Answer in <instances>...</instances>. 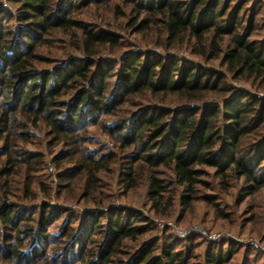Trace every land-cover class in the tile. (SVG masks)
Instances as JSON below:
<instances>
[{"label":"trees","instance_id":"16d2710c","mask_svg":"<svg viewBox=\"0 0 264 264\" xmlns=\"http://www.w3.org/2000/svg\"><path fill=\"white\" fill-rule=\"evenodd\" d=\"M92 4L114 5L118 15L128 9L135 33L152 32L146 44L188 51L208 66L144 51L105 63L101 55L116 54L120 35L73 17ZM261 9L260 0H0V264H200L196 236L153 237L134 253L125 250L152 223L108 206L102 174L116 167L125 192L144 182L158 214L168 186L181 187L188 195L180 204L191 207L210 169L227 189L242 182L245 196L264 189V98L257 94L264 91V34L253 38ZM59 32L81 55L43 56L41 48ZM215 61L221 71L212 68ZM229 78L256 93L235 92ZM139 105L131 114L129 107ZM91 128L112 149L91 148ZM37 131L63 148L50 162L58 197L95 207L79 232L69 216L61 231L48 233L57 208L33 205L32 174L47 162L26 148ZM165 170L168 186L159 178ZM21 174L24 198L12 202L13 177ZM236 250L234 241L212 244L203 263L228 264Z\"/></svg>","mask_w":264,"mask_h":264},{"label":"rangeland","instance_id":"374dc122","mask_svg":"<svg viewBox=\"0 0 264 264\" xmlns=\"http://www.w3.org/2000/svg\"><path fill=\"white\" fill-rule=\"evenodd\" d=\"M260 1L264 6V0ZM122 12L124 14L118 15L114 5L105 6L95 4L73 11V17L75 19L82 20L93 27L109 28L120 35L122 45L119 50H116V54L105 51L101 55L100 58L105 63H114L121 60L125 55L144 51L163 57L174 56L187 59L198 65H207L199 57L191 55L188 51L172 50L166 52L154 44H146L145 37L148 34L152 35V32H145V35L144 33H135L134 29L129 26L130 16L128 9L123 7ZM257 24L259 26V33L258 36L254 35L253 38L262 37L264 34L263 28L261 27L264 24V9H261L257 17ZM74 48V40L68 37V35L59 32L48 39V42L41 48V52L46 58H65L70 54L81 55V53L74 51ZM214 67H217L221 71V68L217 65V61L212 65V68ZM229 82L235 92L246 91L256 93V90L248 82L241 80L232 81L230 78ZM257 94L264 98V91L260 90ZM144 105L142 103V106ZM140 108V105L132 106L129 107V110L131 114H135L139 112ZM90 132V135L97 139L95 140L96 144L91 145V148H101V145H106L112 149L110 139L101 130L91 128ZM36 133L38 136L32 139V143H29L26 148L32 152L40 151L44 153L47 162L40 169L36 168V172L32 174V188L36 193L33 205L37 206L48 203L57 208L59 220L48 229V233L61 231L69 216L74 218L72 225L79 232L84 226L83 222L86 218V212L94 210L95 207L93 204L85 202L86 200L84 199L81 200V204H76L75 202H65L63 197H58L57 190H55V183L57 182L55 176L56 170L54 166L50 165V162L56 154L62 152L63 148L54 146L49 137L44 133H39L38 131ZM115 168L112 167L113 171L110 173L102 174V192L111 198V202L107 203V205L137 211L142 217L147 218L153 227V230L148 232L141 241H127V248L125 250L134 253L143 242L153 237L187 239L180 238L176 234L174 228H178L183 230V232H190L191 234L187 237L196 236L195 238L197 239L195 242L198 244L196 252L200 255L197 262H200V264H204L203 255L212 244L223 243L224 245L225 241L236 242L237 248L233 259L228 264H264V189L254 195L245 196L242 189V182L230 181V187L227 189V186L222 183L221 179L215 177L213 170L210 169L208 171L209 174L201 179L206 184L198 185L196 196L191 197L194 198L192 199L191 207L185 209L180 204V197L187 193L183 192L179 186H168L170 184L168 175L171 172L165 170L167 172L166 175H159V178L165 180L168 186V192L159 205L161 213L158 214L151 208V201L146 193V184L143 182L136 189L125 192V189L120 184L118 174L114 170ZM41 184L47 187V191H42ZM12 185V190L16 197L11 196V200L12 202H19L24 198L25 194V177L23 174L14 176ZM46 192L50 193V195L46 196ZM98 196L102 198V194ZM170 200H172V204L164 212L168 206L167 202ZM101 222L105 224L106 217ZM210 235L217 236V238L213 239ZM181 242H183L181 247L188 244L187 241ZM225 248H227V245H225ZM48 264L60 263L52 262Z\"/></svg>","mask_w":264,"mask_h":264},{"label":"built area","instance_id":"2783aa9c","mask_svg":"<svg viewBox=\"0 0 264 264\" xmlns=\"http://www.w3.org/2000/svg\"><path fill=\"white\" fill-rule=\"evenodd\" d=\"M174 231L176 232V234L180 237V238H187L188 235H190L191 233L189 232H183V230L178 229V228H174ZM211 238H217V236H212L210 235ZM219 237V236H218Z\"/></svg>","mask_w":264,"mask_h":264}]
</instances>
